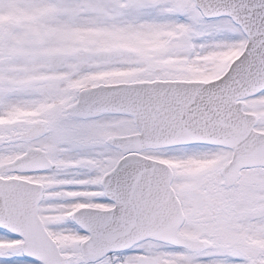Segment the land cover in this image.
Segmentation results:
<instances>
[{"label": "snow or ice", "instance_id": "obj_1", "mask_svg": "<svg viewBox=\"0 0 264 264\" xmlns=\"http://www.w3.org/2000/svg\"><path fill=\"white\" fill-rule=\"evenodd\" d=\"M0 264H264V0H0Z\"/></svg>", "mask_w": 264, "mask_h": 264}]
</instances>
